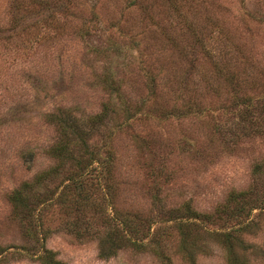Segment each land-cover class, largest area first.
Returning <instances> with one entry per match:
<instances>
[{"label":"rangeland","instance_id":"374dc122","mask_svg":"<svg viewBox=\"0 0 264 264\" xmlns=\"http://www.w3.org/2000/svg\"><path fill=\"white\" fill-rule=\"evenodd\" d=\"M262 1L195 0L194 5L209 3L204 8L211 12L219 9L218 5L226 6L232 20V15H240L243 2L258 18L248 22L246 39L264 58ZM99 2L0 0V264H41L36 256L43 250L53 252L64 264H158L149 252L131 248L106 258L98 256L95 234L107 229L110 222L105 220L112 216L107 201L102 200L96 211L89 209L83 214L84 224L90 226L84 239L72 236L65 227L71 216H64L55 199L62 186L59 182H66L65 171L45 182L46 199L31 203L27 213H14L8 200L9 193L22 182L31 181L55 163L48 149L58 131L48 113L61 109L87 118L99 112L108 98L100 81L104 71H111L114 80H123L122 91L130 101L143 97L145 80L134 60L136 50H132L131 59L136 64L116 62L117 67H108L102 53L94 50L104 49L108 42L106 12L97 11V20L89 14L91 10L95 14ZM70 15L71 20L65 23ZM114 58L119 61L120 56ZM212 108L211 117L142 120L135 114L120 127L106 122L93 140L100 156L108 147L113 152L116 193L110 205L122 214L139 213L153 227L166 217L152 195L163 199L167 207L188 201L196 211L210 212L231 189H244L255 182L263 190L264 176L252 177L250 171L252 163L264 155V137L252 135L232 143L228 133L212 128L213 121L225 122L230 114L223 115L217 105ZM98 187L102 190L101 183ZM31 222L36 226L29 234L27 224ZM244 237L259 248L249 254V264H264V214L255 216ZM197 262L224 264L217 249L208 256L199 255ZM172 264L182 263L174 256Z\"/></svg>","mask_w":264,"mask_h":264},{"label":"trees","instance_id":"16d2710c","mask_svg":"<svg viewBox=\"0 0 264 264\" xmlns=\"http://www.w3.org/2000/svg\"><path fill=\"white\" fill-rule=\"evenodd\" d=\"M109 1L112 2L106 4ZM194 2L100 0L95 14L93 10L89 12L97 20L103 9L109 24L106 47L100 51L95 48V52L102 53L108 67L137 63L145 80L143 97L130 101L122 91L123 80H114L111 71H104L100 81L108 98L99 112L87 118L61 109L48 113L58 131L56 141L48 149L55 163L9 193L14 213H27L31 203L44 202L48 192L45 182L62 170L66 182H59L62 186L55 199L64 216H71L65 227L72 236L82 239L90 232L83 219L87 210L101 208L102 200L109 203L112 216L105 222L110 224L95 234L98 256L106 258L120 249L131 248L149 252L158 264H172L174 256L182 264H198L199 255L208 256L217 249L224 264H249V254L259 248L244 235L255 216L264 214V187L260 191L252 182L244 189H231L210 212L196 211L188 201L167 207L163 199L152 195L166 217L152 227L148 218H144V224L139 213L122 214V210L110 205L116 193L113 152L108 147L100 156L93 140L106 122L120 127L135 114L139 115L136 119L142 120L211 117L215 105L230 118L213 121V131L228 133L232 143L252 135L264 137V58L245 36L248 22L258 20L257 16L247 11L242 2L240 15L230 14L233 22L237 21L234 24L226 6L218 5L219 9L211 12L204 8L209 3L200 6ZM261 4L264 6V0ZM70 16L65 23L71 20ZM132 50L137 51L136 63L131 60ZM114 56H120L119 61ZM226 123L227 127L221 128ZM250 172L252 177L264 176V155L252 163ZM37 222L42 224L38 219ZM27 226V233L31 234L36 223ZM36 259L41 264H64L49 250H43Z\"/></svg>","mask_w":264,"mask_h":264}]
</instances>
